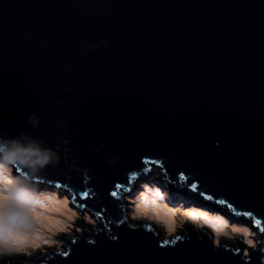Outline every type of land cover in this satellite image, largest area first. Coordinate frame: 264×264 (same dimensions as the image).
I'll list each match as a JSON object with an SVG mask.
<instances>
[{"label": "water", "instance_id": "obj_1", "mask_svg": "<svg viewBox=\"0 0 264 264\" xmlns=\"http://www.w3.org/2000/svg\"><path fill=\"white\" fill-rule=\"evenodd\" d=\"M0 130L58 146L47 179L104 225L60 234L67 258L51 248L11 264H259L264 0H0ZM150 164L255 225L258 248L239 235L236 248L215 245L189 225L167 240L144 219L128 222L119 195Z\"/></svg>", "mask_w": 264, "mask_h": 264}, {"label": "clouds", "instance_id": "obj_2", "mask_svg": "<svg viewBox=\"0 0 264 264\" xmlns=\"http://www.w3.org/2000/svg\"><path fill=\"white\" fill-rule=\"evenodd\" d=\"M102 45L106 46L107 41L101 40L95 47ZM27 119L33 130L39 128L40 119L36 113H30ZM216 143L218 146L219 142ZM61 161L58 146H52L46 138L29 131L12 134L0 130V264H11L12 259L21 254L32 257L44 251L45 246L49 249L55 246L60 258L70 256L71 249L62 248L61 241L55 237L71 229L70 223L62 222L58 217L69 213L67 220L72 221L76 213L68 208L66 196L61 199L60 185L47 179L48 170L58 167ZM117 162L116 157L109 159L110 164ZM147 194L158 199H150ZM83 195L87 196V192ZM111 195L115 197L117 192ZM167 196L168 193L159 186L142 184L133 200V218L140 219L138 213L143 208H158ZM189 223L193 230L199 227L196 222ZM245 242L250 248H256L253 240L246 239ZM71 243L74 245L76 240ZM87 243L94 245L95 241L88 240ZM256 253L259 264H264V246ZM248 264H252V257Z\"/></svg>", "mask_w": 264, "mask_h": 264}, {"label": "rangeland", "instance_id": "obj_3", "mask_svg": "<svg viewBox=\"0 0 264 264\" xmlns=\"http://www.w3.org/2000/svg\"><path fill=\"white\" fill-rule=\"evenodd\" d=\"M150 166L156 169L136 177L134 185L130 186L128 193L119 195V197L124 200V212L130 223H134L136 220L133 218V209L135 208L133 200L138 190H140L141 185L147 183L149 185L159 186L168 193L167 199L164 200L160 206L165 207L172 216L166 215L162 217L147 208L141 209L138 214L141 217L140 219H144L146 222L160 229L167 240L175 239L176 236L183 237L185 234H188L186 226L189 225L192 227L189 221H193L199 225L198 228L205 229V231L210 234L215 245H230L232 248H236V236L239 235L240 240L244 244L248 245L245 240L251 239L256 243L255 249L258 248L259 230L255 225L239 215L229 214L226 209L219 210L216 208V205L205 202L206 204L202 206L200 203L203 201L197 199L192 193L172 187L166 177V172L158 170L163 167L153 164H150ZM119 191L125 192V189L122 188L119 189ZM59 192L61 199L65 196L68 198V208L76 213V218L72 221L67 220V215H69V213H65V215L58 217L62 222L71 224L70 231L66 232L68 235L77 238L86 233H93L101 225L100 220L94 214L73 204V201H71L73 197L68 189L59 188ZM147 195L150 199H158V197L152 196L151 194ZM193 205H196L198 208H194ZM89 221H92V223H89ZM181 225L183 226L181 227ZM198 228L196 230H198ZM62 233L64 232L58 233L55 239L61 241L60 246L67 250L69 240L62 237L60 235ZM249 233H252V235H249ZM259 246H264V232ZM53 248H55V246H53ZM45 250L50 249L45 246L44 251Z\"/></svg>", "mask_w": 264, "mask_h": 264}, {"label": "bare ground", "instance_id": "obj_4", "mask_svg": "<svg viewBox=\"0 0 264 264\" xmlns=\"http://www.w3.org/2000/svg\"><path fill=\"white\" fill-rule=\"evenodd\" d=\"M145 174H146V173H145ZM200 204L203 206V205L206 204V203H205V202H202V203H200ZM193 207H194V208H198L196 205H193ZM216 208H218L219 210L224 209V208H222L221 206H217V205H216ZM151 211L156 212L158 215H160V216H162V217H164V216H166V215L172 216L171 213H170L169 211H167L166 208L163 207V206H159L158 208L153 207V208L151 209ZM219 215H220V214H219ZM220 216H221V215H220ZM220 216H216V217H220Z\"/></svg>", "mask_w": 264, "mask_h": 264}, {"label": "trees", "instance_id": "obj_5", "mask_svg": "<svg viewBox=\"0 0 264 264\" xmlns=\"http://www.w3.org/2000/svg\"><path fill=\"white\" fill-rule=\"evenodd\" d=\"M147 175H149V174H147ZM219 205H221V204H219ZM222 206H223V204H222ZM228 209V208H227ZM228 211H230V210H228ZM129 222V221H128ZM102 227H104V225H102V226H100V229H102ZM99 230V229H98ZM97 232V231H96Z\"/></svg>", "mask_w": 264, "mask_h": 264}]
</instances>
